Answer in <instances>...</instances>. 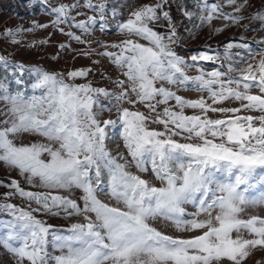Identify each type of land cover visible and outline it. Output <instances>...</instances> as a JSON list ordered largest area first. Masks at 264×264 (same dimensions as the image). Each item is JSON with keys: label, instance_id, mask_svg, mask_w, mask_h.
I'll return each instance as SVG.
<instances>
[{"label": "snow or ice", "instance_id": "obj_1", "mask_svg": "<svg viewBox=\"0 0 264 264\" xmlns=\"http://www.w3.org/2000/svg\"><path fill=\"white\" fill-rule=\"evenodd\" d=\"M165 3L157 0L131 11L118 25L128 38L103 46L117 49L101 53L123 77L113 81L117 91L94 87L90 81L74 83L87 80L91 68L65 76L0 56V67L35 77L31 93L0 79V163L32 187L47 190H25L15 179L0 181V187L12 189L6 198L15 195L28 202V208L0 202V213L10 217L0 222V247L16 264H244L254 249L264 248V216L245 217L248 209L264 206V187L250 195L264 186V48L229 43L225 58L232 59L233 47H243L247 54L242 64L230 63L225 71L201 69L199 76L189 77L187 61L173 48L179 39L175 26L170 24L168 34L155 30L161 15L171 20L163 11ZM227 3L236 11L247 6V0ZM203 6L208 14L202 21L207 23L217 13L235 24L243 19L223 13L208 0ZM88 7L104 19L103 3L89 0ZM53 11L56 24L67 22L69 6ZM252 18L264 24V15ZM97 23L90 17L75 27L88 32ZM15 36L6 30L5 37L18 43ZM73 38L80 41L79 36ZM191 60L216 63L221 57L202 52ZM14 83L23 80L15 78ZM181 88L207 92L212 103L203 97L185 99L177 94ZM227 100L242 103L237 108L214 106ZM185 109L199 114L186 115ZM252 111L262 114L240 115ZM104 112H115L116 119H102ZM209 113L224 118L213 119ZM154 124L163 130L151 127ZM114 133L123 139L127 156L113 154L106 146ZM25 134L43 139L24 143ZM149 172V179L140 175ZM35 213L82 220L59 229ZM158 220L179 232L199 234L167 235L153 226Z\"/></svg>", "mask_w": 264, "mask_h": 264}, {"label": "rangeland", "instance_id": "obj_2", "mask_svg": "<svg viewBox=\"0 0 264 264\" xmlns=\"http://www.w3.org/2000/svg\"><path fill=\"white\" fill-rule=\"evenodd\" d=\"M93 5H104V19L101 20V14L96 8L88 7L89 0H0V56H4L12 64H22L25 68L38 67L45 71L54 73H63L67 76L69 71L79 68H91L87 80L78 79L74 81L77 84L91 82L94 87L107 88L109 91H117L113 81L122 79L120 70L101 53L105 51H117L104 45L119 44L128 37L118 30V25L129 18L130 12L141 7L144 4L157 3V0H90ZM209 4L216 3L221 6V11L231 16L243 17L239 24L232 23L219 13L211 23L202 21V18L208 14V10L203 6V0H167L163 5V11L169 14L171 20L161 18L156 23L155 30L161 34L169 33V26L174 25L176 35L179 38L173 45L177 55L183 57L189 67L185 69L189 77L200 75L201 69L204 72L213 70L225 71L230 63H243L242 57L246 56V49L243 47H233L230 50L232 59L225 58L226 46L229 43L234 45L247 44L253 49L260 50L264 48V24L255 17L257 13L264 15V0H247V6L242 11H236V7L229 5L227 0H208ZM244 0H237V4ZM77 5L76 7H71ZM61 6H69V18L67 22L56 24V14L53 11ZM159 11V10H158ZM90 17H95L97 25L90 26L88 32H83L75 27L76 23L86 21ZM103 23L107 27L103 30L99 25ZM11 29L16 33L15 40L5 37L6 30ZM61 29L63 31H61ZM79 36L80 41L74 39ZM133 39H137L133 37ZM82 41V42H81ZM139 43L146 44V41L138 40ZM207 53L213 56H220L221 60L213 63L212 61L193 62L191 56L199 53ZM239 54V55H237ZM256 60L260 59L257 55ZM254 62V61H253ZM223 65V67H222ZM15 78H20L23 83L16 85ZM0 79H6L10 88L26 89L31 93V84L35 77L25 74L23 77L18 72L14 73L11 67L4 69L0 67ZM73 82V81H70ZM170 87V86H169ZM39 94V93H37ZM178 95L185 99L196 100L201 97L208 98L207 92H196L190 89L181 88L177 91ZM252 94H259L258 90H253ZM108 103L107 101H102ZM242 102L227 100L223 104L214 105L222 108H237ZM170 104H174L170 102ZM131 107L130 105H122ZM4 107L0 102V109ZM140 111H145L141 105H136ZM163 110L161 106L160 111ZM179 110V109H175ZM186 115L199 114L198 110L185 109ZM259 112H242L240 115L259 116ZM213 119L224 118L220 113H209ZM102 119H116V113L101 114ZM157 130H163L162 125H151ZM39 138L25 134L22 138L24 143L35 142ZM177 139H180L177 137ZM181 142H184L181 140ZM106 146L113 153H123L127 156V150L124 148V141L118 133L111 135V139L106 141ZM130 159V158H129ZM132 172H136L133 167ZM140 174V173H138ZM143 178H151V173H142ZM12 179L20 182L21 187L28 191L44 192L46 189L32 187L25 178L16 170L8 168L0 163V181L4 184L10 183ZM153 183L159 187V181L153 180ZM261 187L257 186L250 192V195H258ZM12 189L0 187V202H7L17 205L21 208H28V202L18 196L13 195L10 198L5 197V193ZM65 194V193H60ZM79 195L78 192L74 193ZM104 202L114 204L107 197H100ZM122 207V205H120ZM32 207H36L35 204ZM190 210V206H189ZM38 219L45 221L48 225L63 229L71 223L82 220L80 217L52 216L47 213H35ZM264 216V206L248 209L247 216ZM7 213H0V222L9 219ZM203 219V217H201ZM153 226L167 235L173 237L189 238L199 233L179 232L169 222L158 220L152 222ZM246 238H249L246 235ZM58 255V251L53 252ZM0 264H16V258L5 248L0 247ZM244 264H264V248L254 249L250 256L244 261Z\"/></svg>", "mask_w": 264, "mask_h": 264}]
</instances>
